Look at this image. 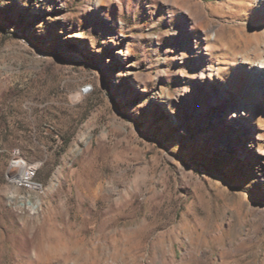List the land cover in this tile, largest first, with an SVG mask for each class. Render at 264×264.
Instances as JSON below:
<instances>
[{"label":"rangeland","instance_id":"obj_1","mask_svg":"<svg viewBox=\"0 0 264 264\" xmlns=\"http://www.w3.org/2000/svg\"><path fill=\"white\" fill-rule=\"evenodd\" d=\"M263 18L0 0V264H264V87L241 51Z\"/></svg>","mask_w":264,"mask_h":264},{"label":"bare ground","instance_id":"obj_2","mask_svg":"<svg viewBox=\"0 0 264 264\" xmlns=\"http://www.w3.org/2000/svg\"><path fill=\"white\" fill-rule=\"evenodd\" d=\"M256 5L259 7L262 5L264 6V0H256ZM262 22H264V18L262 19ZM262 36L258 34H256L254 37L250 36L249 39H251V44L249 43L248 38L244 40L240 35L237 37V39L233 40L236 42H243L244 40L243 49L241 50L243 56L245 57L243 63L250 66L249 70H251V80L256 82L260 87H264V43H262L264 38ZM200 77L203 78V76ZM30 183L32 182L21 181V185L25 186H30Z\"/></svg>","mask_w":264,"mask_h":264},{"label":"built area","instance_id":"obj_3","mask_svg":"<svg viewBox=\"0 0 264 264\" xmlns=\"http://www.w3.org/2000/svg\"><path fill=\"white\" fill-rule=\"evenodd\" d=\"M12 169H17L20 173H11L13 180L21 179L22 182H32L34 172H32L34 166H27L19 156L15 155L13 162L11 163ZM19 175V176H18Z\"/></svg>","mask_w":264,"mask_h":264}]
</instances>
